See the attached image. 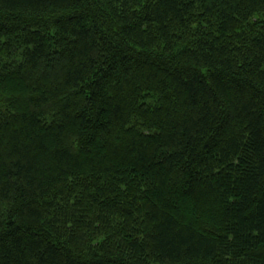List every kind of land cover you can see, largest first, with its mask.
<instances>
[{
	"label": "trees",
	"instance_id": "obj_1",
	"mask_svg": "<svg viewBox=\"0 0 264 264\" xmlns=\"http://www.w3.org/2000/svg\"><path fill=\"white\" fill-rule=\"evenodd\" d=\"M0 264H264V0H0Z\"/></svg>",
	"mask_w": 264,
	"mask_h": 264
}]
</instances>
